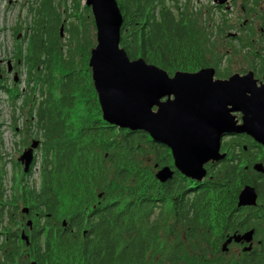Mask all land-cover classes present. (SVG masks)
<instances>
[{"label": "trees", "instance_id": "trees-1", "mask_svg": "<svg viewBox=\"0 0 264 264\" xmlns=\"http://www.w3.org/2000/svg\"><path fill=\"white\" fill-rule=\"evenodd\" d=\"M186 2L117 0L123 17L120 46L131 59L142 57L169 74L207 66L210 56L228 57L227 52L217 50L213 36L210 38L212 29H219L230 47L244 48L249 55L255 40L254 26L245 27L244 38L224 34L222 22L200 20L196 12L184 9ZM257 5L253 0L248 14H253ZM79 8V2L73 0V13L80 23L70 22L66 28L69 43L84 35L80 26L85 28L89 17L94 22L85 3L81 11ZM42 10L45 7L39 14ZM41 22L36 21L29 37L31 54L19 58L26 62L29 79L39 85L32 89H39L41 97L26 119L30 124L34 118L32 124L41 137L40 183H21L25 204L40 211L36 238L38 250H44L41 255L45 250H56L58 264H264V234L259 238V250L221 254L214 261L198 243L209 242L216 228L225 234L252 225L258 235L264 233V173L251 168L257 151L250 139L245 140L244 148L238 134L233 148L218 165L207 169L203 181L193 182L178 172L168 181H159L156 168L171 161L168 147L143 130L119 128L104 121L87 62L92 47L86 57L75 61L70 55L72 49L67 47L68 52L63 53L59 31H48ZM233 41H239L237 46ZM256 57L257 52L251 53V61L258 60ZM53 61L61 73H54ZM76 111L73 119L71 114ZM245 158L247 166L243 165ZM2 180L0 176V189ZM246 183L256 188L260 203L244 211L236 201ZM0 206L1 235L7 212L4 204ZM170 213L176 215L177 225L185 232H175L169 240L162 236L160 220L165 221L164 216ZM58 214L67 218L65 225L58 223ZM54 223L58 225L56 243L52 228L46 229ZM10 239L5 246L15 250L13 235ZM0 247H4L2 238ZM209 251L213 256L218 252Z\"/></svg>", "mask_w": 264, "mask_h": 264}, {"label": "water", "instance_id": "water-1", "mask_svg": "<svg viewBox=\"0 0 264 264\" xmlns=\"http://www.w3.org/2000/svg\"><path fill=\"white\" fill-rule=\"evenodd\" d=\"M226 1L213 0L218 5ZM85 4L96 30L88 66L104 121L119 128L145 131L171 149L173 165L179 172L196 180L206 174L205 163L224 157L220 152L223 135L245 133L264 145V84L258 83L253 70L234 72L225 79L215 78L212 66L169 74L142 57L131 59L120 46L123 17L117 0H85ZM38 144V140H31L17 158L24 172ZM252 167L264 173L261 162ZM172 173L168 165H163L155 177L164 182ZM237 199L238 206L256 205L255 187L245 184ZM21 211L28 212V207ZM62 223L65 225V221ZM252 233L248 230L228 236L222 251L232 241L250 243Z\"/></svg>", "mask_w": 264, "mask_h": 264}, {"label": "rangeland", "instance_id": "rangeland-1", "mask_svg": "<svg viewBox=\"0 0 264 264\" xmlns=\"http://www.w3.org/2000/svg\"><path fill=\"white\" fill-rule=\"evenodd\" d=\"M48 0H0V176H2V199L0 205L4 204L7 212L3 218V229L11 230L12 223L20 224L21 212L20 209L24 206L25 200L22 198L21 189L22 184L34 186L40 183V167L42 161V150L40 149L41 137L36 131L32 121L28 124L26 121L29 115V109L36 105L37 99L40 97L39 92L33 91L32 87L37 85L32 79H29V70L26 62L22 59L24 55L31 54L29 37L31 32L36 28V21L42 24L48 31L56 28L60 33V43L63 44V53L72 49L70 55L75 61H79L80 56L86 57L91 47L96 43L95 25L91 18H88L87 26L83 30L84 35L74 38L70 43L68 40L70 22L80 23V20L73 13V0H49V4H45ZM79 2L81 11L85 0H76ZM170 1V0H169ZM181 3L186 0H179ZM253 0H227L224 3L222 10L219 7L213 6V0H187L185 10L188 12H196L198 18L202 21L210 19L215 23L222 22L220 29L225 33H234L237 36L244 38V29L247 25L254 26L256 33H254L255 40L253 41L252 51L248 50L249 55L241 47H230L227 42V37L219 35V29H212L210 38H214L217 45V50L227 52V58H218L215 56L208 57L209 65L214 67L215 71L221 73L246 72L252 69L255 74L258 73V68L261 61H251V53L254 51L260 55V44H264V0H257V9L253 14H248V6ZM242 6V7H241ZM42 10V14L39 11ZM90 9V8H89ZM58 11V14H57ZM68 13L71 15L69 16ZM83 13L85 11L83 10ZM91 14V13H90ZM92 15V14H91ZM92 17V16H91ZM245 22V23H244ZM244 24V25H243ZM246 24V25H245ZM52 28V30H50ZM85 30L86 35L85 36ZM53 31V32H54ZM80 32V35L83 34ZM226 34V35H227ZM234 44L239 41H233ZM264 46V45H263ZM68 47V49H67ZM81 47V48H80ZM227 48V49H226ZM26 52V53H25ZM24 53V54H23ZM68 56V54H67ZM87 57V62H88ZM54 73L59 74L58 63L53 61ZM167 71V70H166ZM195 71V70H194ZM258 77V75H257ZM58 79V77H56ZM56 79V80H57ZM33 110V109H32ZM34 113V111H33ZM32 113V114H33ZM74 113L71 116L74 119ZM31 140H38L39 144L33 151V159L27 172L23 171V164L17 160L23 149L31 144ZM25 173L23 177L21 173ZM22 178V181H20ZM65 197V195H63ZM27 207V206H26ZM1 209V206H0ZM15 213V218L11 216ZM26 213V212H25ZM157 210L154 216H157ZM160 218V215H159ZM66 217L58 214L57 221L60 224L66 221ZM162 226V236L169 240L174 238L175 231L180 230L175 223L168 230V221L160 220ZM264 234V233H263ZM223 232L216 228L212 234V239L208 241H200V245L207 250L208 256L213 261L221 258V254L233 253L235 255L240 250L230 247L228 250L222 251V244L224 242ZM25 236V235H24ZM261 236H259L260 238ZM27 238V236H26ZM1 239V237H0ZM24 239V238H22ZM28 239V238H27ZM23 244V243H22ZM229 246V245H228ZM201 250V249H199ZM209 250H218L216 255H211ZM1 253V252H0ZM26 255V254H25ZM23 255L22 257H24Z\"/></svg>", "mask_w": 264, "mask_h": 264}, {"label": "flooded vegetation", "instance_id": "flooded-vegetation-1", "mask_svg": "<svg viewBox=\"0 0 264 264\" xmlns=\"http://www.w3.org/2000/svg\"><path fill=\"white\" fill-rule=\"evenodd\" d=\"M263 45L260 44L261 50H260L259 60L261 61V63H260V66L258 68V73L257 74L254 73L259 84H264V46ZM238 73L243 74L245 72H242V73L238 72ZM230 74L231 73L227 74L225 72L221 73V72H219L217 70V71H215V76L214 77L215 78L225 79ZM257 75H258V77H257ZM235 115H236L237 119L240 121V113L237 112V113H235ZM227 135L228 134L223 135L221 137V139H220V152L224 153V155L226 153H228L233 148L232 143H234V138H238V136H237L238 134H230L228 136ZM239 135H240L239 136L240 141H243L242 143L244 145V148H246V145H247V141H245V140H247V138H249L250 142H252V144H253L252 146H254V149L257 151V154H256L254 160L252 161V165L255 162H261L263 164V166H264V145L256 142L252 137H250L249 135H247L245 133H241ZM224 142H227V144L223 147L222 145H223ZM228 148H229V150L227 151ZM168 149H169L170 154H171V149L169 147H168ZM218 161H219V159L218 160H214V161H208L207 163H205L204 166L206 168V174L204 175V177L202 179L196 180V179L190 178L188 176H185L184 174L179 172L174 167V165H173V157H172V154H171V161L167 165L173 170V173H172V177L168 178L166 181L172 179L174 176L176 177V173L177 172H178V174L182 175L181 177H184L186 179H190L193 182L203 181L208 176L207 169H209L212 165H218L219 164ZM243 165L247 166L246 158H245V160L243 162ZM252 165H251V168L253 169ZM156 169H158V168H156ZM258 172H260V171H258ZM177 178H180V177L178 176ZM246 184H249V183H246ZM241 188H240V190H241ZM237 197H238V195H237ZM236 203H237V201H236ZM258 203H260V202L258 201V198H257V203L256 204H258ZM23 205L28 207V212L23 213L21 211L24 206L20 209V212H21L20 213L21 217H20V221H19L20 224L18 225V224H16V222H13L12 223L13 226L10 228L11 230H5L2 227L1 235H0V237L2 238V242L4 243V247L2 249L0 247V252H1L0 253V259L3 261L2 264H30L31 262H35L36 264H58V254H57L56 250H54L53 253L47 252V250H45V253L42 254V255H41V252L44 251V250H38L39 247L37 245L36 235L38 233V228H39V225H40L38 223V219L40 218L39 217L40 211L37 210V209L30 208L31 206L29 204H25L24 203ZM251 206H255V205H246V206H241V207L244 208V211H245ZM256 209H257V207H256ZM11 217L15 218V221H16L15 213ZM166 217H167V221H168V227H167L168 230L172 227L173 223H175L177 225V223H176V215L175 214L172 215L170 213L167 216H164V218H165L164 220L165 221H166ZM28 220H30L31 223L28 224L27 223ZM178 226H179V224H178ZM50 228H52V236H53V239H54L53 243H56V237H57V233H58V225H57V223L56 224L54 223V224L46 225V229H50ZM179 228H180V230L178 231L179 234L183 235V232H185L184 229H182L180 226H179ZM258 229H259V227H258ZM248 230H253V233H252L253 237H252V241L250 243H246V242L235 243V242L232 241V242L228 243V245H229L228 249H230V247H234L237 250H244L243 249L244 247H247V246L250 245L249 248L247 250H245L247 253H249L251 250H259V248L257 247L258 244H259V240H260L259 236H263V233H260L258 235L256 233L255 226H252V225H250V226H245L244 225L243 228H242V231H240V232H232V233L226 232L224 234V236H223L224 237L223 240L225 241L227 239V237L232 235V234L244 233V232H246ZM11 235H13V239L15 241V245H16V249L15 250H8L9 246H5V245L10 243V240H11L10 236ZM22 235L27 236L28 239H22L23 238ZM23 255H25V256L22 257Z\"/></svg>", "mask_w": 264, "mask_h": 264}, {"label": "bare ground", "instance_id": "bare-ground-1", "mask_svg": "<svg viewBox=\"0 0 264 264\" xmlns=\"http://www.w3.org/2000/svg\"><path fill=\"white\" fill-rule=\"evenodd\" d=\"M228 136V135H227Z\"/></svg>", "mask_w": 264, "mask_h": 264}, {"label": "clouds", "instance_id": "clouds-1", "mask_svg": "<svg viewBox=\"0 0 264 264\" xmlns=\"http://www.w3.org/2000/svg\"><path fill=\"white\" fill-rule=\"evenodd\" d=\"M96 32V31H95Z\"/></svg>", "mask_w": 264, "mask_h": 264}]
</instances>
